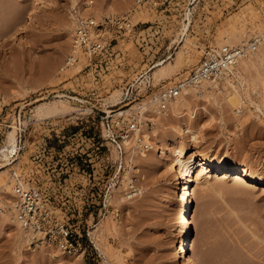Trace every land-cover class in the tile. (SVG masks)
I'll return each mask as SVG.
<instances>
[{
  "label": "rangeland",
  "instance_id": "obj_1",
  "mask_svg": "<svg viewBox=\"0 0 264 264\" xmlns=\"http://www.w3.org/2000/svg\"><path fill=\"white\" fill-rule=\"evenodd\" d=\"M92 1L90 9L124 16L136 0ZM89 2L0 0V177L10 185L0 183V264H191L176 250L184 209L195 234L189 254L198 252L205 264H264V186L198 173L189 209L182 205L184 185L170 177L173 152L188 146L189 155L264 179V61L240 69L246 105L233 106L226 95L234 88L222 81L203 95L183 91L184 107L176 99L166 112L145 108L148 150H121L112 135L119 116L129 118L153 93L186 77L207 47L226 45L219 44L225 31L244 33V43L230 46L259 37L264 0H170L143 7L133 17L135 38L120 37L92 66L82 60L62 72L76 13ZM179 52L184 58L174 73L155 79V66L173 62ZM148 81L156 88L149 90ZM58 101L69 105L66 112L38 116V105ZM6 157L10 164L1 169ZM15 174L28 187L54 194L74 238L86 247L83 255L25 241L11 220ZM132 185L137 195L125 198Z\"/></svg>",
  "mask_w": 264,
  "mask_h": 264
},
{
  "label": "built area",
  "instance_id": "obj_2",
  "mask_svg": "<svg viewBox=\"0 0 264 264\" xmlns=\"http://www.w3.org/2000/svg\"><path fill=\"white\" fill-rule=\"evenodd\" d=\"M169 2L170 0H136L126 15H112L101 20H98L92 12L76 13L70 52L61 71L77 67L82 62V58L89 63L88 67L92 66L98 58L111 52L113 44L120 37L137 36L138 24H134L133 17L141 8L157 7ZM93 4L94 1L90 0L87 8L93 7ZM263 41L264 37H259L238 46L207 47L196 69L179 81L169 82L157 93H153L155 106L159 111L166 112L171 103L181 97L186 86L222 80L226 72L236 67L243 57L257 52ZM94 59L96 60L93 61ZM148 83L149 90L156 88L151 81ZM137 110L138 113L131 114L127 119L119 116L112 128L114 141L118 142L121 150L128 145H134L142 151L152 146L150 138H147L142 130L143 115L149 111L143 114L140 108ZM136 195L137 188L132 185L125 198L132 199ZM11 197V210L15 220L32 236V244L45 246L70 256H81L86 252V247L74 238L62 210L57 206L54 194L49 190L25 187L21 177L15 174Z\"/></svg>",
  "mask_w": 264,
  "mask_h": 264
},
{
  "label": "bare ground",
  "instance_id": "obj_3",
  "mask_svg": "<svg viewBox=\"0 0 264 264\" xmlns=\"http://www.w3.org/2000/svg\"><path fill=\"white\" fill-rule=\"evenodd\" d=\"M82 10L83 11H81V14H83V13L87 14L89 12H92L94 14V16L97 18H101L102 14H105L107 12H113V14H114V12H116L114 9H108V10L106 9V11H104L105 9L99 11L100 10L99 9V10L95 11V9L84 8ZM36 12H37V9H36ZM36 12L34 10V12L28 17L29 23L32 19H34ZM186 28L187 27L185 25V30H186ZM260 34L261 35L259 37H264V31L261 32ZM259 37H257V38H259ZM243 38H244V33H243V35L241 33H237L235 31V29L231 30V31L227 30L221 35V39L219 40V44L234 45L235 43H244ZM188 43H190L189 40L186 41V44H188ZM255 53H256V55H255L254 59L253 58L249 59L248 56L243 57L239 61L238 65L236 67H234V68H232L226 72V74L222 80L205 81V82L198 84V85L186 86L184 88V91H186V93H188L190 91V92H193L196 94L200 93L203 95V93L206 91H209L210 88H213L214 86L217 87V84H219V82L225 81L226 84H229L232 86V88H234V90L231 91L230 93H228L229 91L227 92L228 95H226V96L229 97L228 98L229 102L233 106H235L236 108L242 106V104H244V98L242 96L243 95L242 94V85H243V82H245L244 81L245 78L241 75L240 69L246 70V69H249L251 67H256L257 64L264 61V41L261 43L258 51ZM183 58H184L183 53L179 52L177 54V56L175 58H173L174 59L173 62H167V63L162 62V63L158 64L157 66H155V69H156L154 71L155 79L157 78L158 80H160V79L162 80L163 78H166V76L167 77L170 76L172 73H174L175 68L179 66V64L183 60ZM82 60L85 61L86 59L82 58ZM236 78H239V80ZM234 79L239 81V83H238L240 85L239 87H238V84H236L234 82ZM225 87H226V85H225ZM219 90H220V88H219ZM219 92H222V91H219ZM117 97H118V95H117ZM183 101H184L183 97L182 98L180 97L177 100V102H179L180 104L182 103L181 104L182 107H184L183 104L185 102V101L184 102ZM173 103L176 104V101ZM179 103H177V104H179ZM154 105H156L155 102L153 100H149L146 103L144 102V103L140 104L139 108H140L141 112H143L145 108H148L150 106L152 107ZM244 105H246V104H244ZM67 107H66V104L64 101H58V102H52V103H43V104L37 106V114L40 117H42V116L48 117V115H53V114H57L59 112H64L65 110L67 111ZM156 112H157V110H156ZM158 114H160V113H158ZM187 131L191 132V130L189 128ZM191 133H193V132H191ZM146 137L148 138V135H146ZM194 139H196L195 134H194ZM8 142L10 144V147H9L10 152L11 153L15 152L16 147H17L16 146L17 138H16V130L15 129L9 133ZM189 151H190V149L187 146L186 148L178 149V150H175L173 152V156L175 159H174V166H173L171 174H170L171 181H176L177 186L180 185L183 187V185H184L183 194L181 195L182 196V198H181L182 205L184 204L189 209H191V189L193 188L194 178L198 173H204L205 175H207V174H210L212 171H214L216 174H228L234 180H240V179L244 178V180L247 179L248 181H253V182L257 183L258 185H260L261 187L264 186V179H258L257 176L249 173V171H247L244 168H232L229 165H225L223 163H215L211 159H208V158L199 159L197 156L189 155ZM162 152L165 153L166 149H163ZM7 158L8 157L5 158V161L7 162V164L6 165L2 164L3 166L1 165L2 166L1 169L7 167L10 164L9 159H7ZM3 173H5V172H3ZM1 174L2 173H0V175ZM182 179H185V182H182ZM0 183H3L5 188L6 189L8 188L10 190V185L7 182H5V179L1 178ZM23 185L25 187H28L27 184L23 183ZM182 209H183V206H182ZM10 213H12L11 220L14 222V225L16 224L18 226V229L21 232L20 234H22V236H24L26 238L25 241L29 242V243L32 242V236L28 232H25V230H23L21 228V226L16 222L15 217L13 215V211H10ZM10 213H8V214H10ZM185 215H186V211L184 209L183 214L181 215L182 220L184 222V227L182 226L181 230L183 232L182 234H184V235H183V238H181V241L178 242L176 245V250L179 254V258H182L183 260H190L189 262L191 264H205L206 262L202 261V259L200 258L201 256L200 257L198 256V252L195 251L197 253L196 254L195 252L191 251V253L189 254V249H191V246L193 245L194 240H195L194 239L195 234H194V230H193V227L191 225L190 220L187 219V217ZM43 250H47V249H43ZM53 253H54V251H53ZM199 255H200V253H199Z\"/></svg>",
  "mask_w": 264,
  "mask_h": 264
}]
</instances>
